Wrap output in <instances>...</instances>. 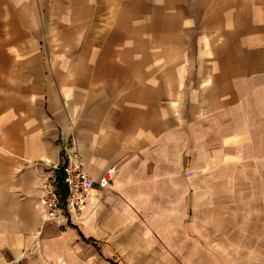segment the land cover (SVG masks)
<instances>
[{"label": "crops", "instance_id": "0c3cea01", "mask_svg": "<svg viewBox=\"0 0 264 264\" xmlns=\"http://www.w3.org/2000/svg\"><path fill=\"white\" fill-rule=\"evenodd\" d=\"M249 101L264 117V0H0V229L38 231L44 176L75 154L94 181L115 169L81 209L95 237L177 228L195 142Z\"/></svg>", "mask_w": 264, "mask_h": 264}, {"label": "rangeland", "instance_id": "374dc122", "mask_svg": "<svg viewBox=\"0 0 264 264\" xmlns=\"http://www.w3.org/2000/svg\"><path fill=\"white\" fill-rule=\"evenodd\" d=\"M252 104L195 142L188 217L177 228L135 219L108 229L100 221L95 237V213L83 210L45 219L38 231L5 222L0 264H264V117Z\"/></svg>", "mask_w": 264, "mask_h": 264}, {"label": "built area", "instance_id": "2783aa9c", "mask_svg": "<svg viewBox=\"0 0 264 264\" xmlns=\"http://www.w3.org/2000/svg\"><path fill=\"white\" fill-rule=\"evenodd\" d=\"M114 176L115 169L111 168L94 181L78 154L68 157L62 165L50 168L42 187L46 219L57 220L64 212L80 211L87 204L91 191L109 189Z\"/></svg>", "mask_w": 264, "mask_h": 264}]
</instances>
